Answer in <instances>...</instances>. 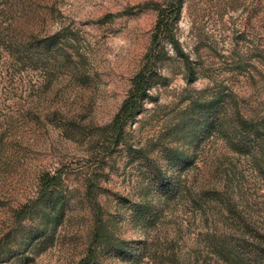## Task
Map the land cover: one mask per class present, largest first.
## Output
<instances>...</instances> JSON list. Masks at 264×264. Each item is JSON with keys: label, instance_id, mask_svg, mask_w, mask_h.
Masks as SVG:
<instances>
[{"label": "rangeland", "instance_id": "rangeland-1", "mask_svg": "<svg viewBox=\"0 0 264 264\" xmlns=\"http://www.w3.org/2000/svg\"><path fill=\"white\" fill-rule=\"evenodd\" d=\"M6 1L0 24L26 44L0 49V241L20 253L13 264H264V0H182L163 80L119 143L111 125L158 19L132 9L171 0ZM46 173L59 185L20 227L14 212ZM212 189L250 228L225 221L215 196L193 202Z\"/></svg>", "mask_w": 264, "mask_h": 264}, {"label": "trees", "instance_id": "trees-1", "mask_svg": "<svg viewBox=\"0 0 264 264\" xmlns=\"http://www.w3.org/2000/svg\"><path fill=\"white\" fill-rule=\"evenodd\" d=\"M3 1V2H2ZM6 4L8 5L7 1L4 2V0H0V16L1 14H6L4 11H8V7H6ZM145 8H150L158 13V19L156 22V26L152 35V43L151 47L149 48L146 56H145V63L143 64L141 70L134 76L132 79L131 83V88L128 93V97L125 99L124 103L122 104L118 114L115 116L113 123H112V129L115 133L116 136V143H119L123 137L124 134V128L125 125L128 123L130 119H132L141 105L143 104L144 100L148 96V93L152 90L154 83L160 82L163 80L161 77V74L159 73L160 66L165 64L167 61V54L168 52L165 51L164 45L168 43L171 40H173L171 37L172 31H173V26L177 22L181 10H182V0H171L167 3H162V4H147L144 6H139L134 9H145ZM111 16H109L107 19H110ZM3 27V25L0 24V29ZM3 29V28H2ZM50 41V40H48ZM26 43V42H25ZM172 43V42H171ZM173 44V43H172ZM6 48H9L11 51V55H21L23 53H26V49L24 46L23 42L19 41L17 36L14 35V31H7V34H5V31L0 30V49L2 46H5ZM174 46V51L176 55L179 58H182L183 61L189 66V59L185 56L183 51L177 47L176 44H173ZM16 48V49H15ZM16 53V54H15ZM189 82L194 81V71L193 69L189 66ZM246 125H253L251 126V129L254 132L255 129V122L251 123H244L241 125L242 127ZM259 131V130H258ZM257 131V133H258ZM262 135H264L263 132H259ZM256 134V132H254ZM251 133L248 130L241 131L237 137L234 139L230 140V147L234 149L237 152H242L244 151L241 147H246L247 146V141L251 140L250 138ZM253 140V139H252ZM258 140L257 144V149L262 153L264 151V138L254 137V141ZM59 185V174H49L46 173L43 175L40 180H39V195L36 200H31L29 201L25 206L22 207L20 211H15L14 212V220L15 222H18V225L20 227H23L25 221L28 219L26 218L29 214L32 213V206L36 205L39 200H41L42 197L47 196L52 189H54L56 186ZM170 185V186H169ZM186 186L181 187L178 184V181L175 183H170L166 186V190H168L167 194H165L166 201H170L172 199H175L179 194L182 193V189H184ZM182 188V189H181ZM165 191V190H164ZM174 195V196H173ZM214 196L217 197V200H220L222 203V206H220V209L222 210V213L224 214L225 221H229L232 223V225H235L236 223L241 224L243 223L242 229L246 230L250 228V223L248 225L244 224V222L247 220L246 219H240L239 214L240 213L237 210V205L232 204V196L227 197V198H222L221 192L217 191L216 189L212 190H205L202 194H200V198H195L193 202H201L202 205L205 206V209L207 208L206 204L208 205L211 203L214 199ZM220 196V197H219ZM213 202V201H212ZM200 205V207H202ZM219 205V204H217ZM137 209H143L142 211L147 212L144 215H148L147 218L145 219V223L147 225L151 224L150 221L153 218L151 217V213L149 212L148 207L144 204H139L135 206V211L134 214H136ZM203 209V210H205ZM209 210L205 212V215L208 216ZM151 214V215H150ZM158 217V216H157ZM238 218L241 220V223L238 222ZM240 229V228H238ZM17 233V232H16ZM15 233V234H16ZM36 242V239H34L31 244L33 245ZM16 249H18L19 246L16 244ZM18 251L10 248L7 250V244L5 241H0V264H9V263H14V259L18 258ZM22 258H25V260H30L29 256L25 255H20ZM16 262V261H15ZM83 264H89L87 262H84Z\"/></svg>", "mask_w": 264, "mask_h": 264}]
</instances>
